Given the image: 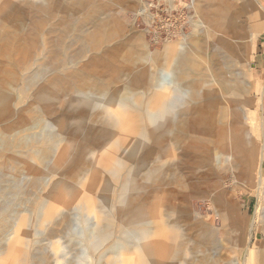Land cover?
I'll return each mask as SVG.
<instances>
[{
	"label": "bare ground",
	"instance_id": "bare-ground-1",
	"mask_svg": "<svg viewBox=\"0 0 264 264\" xmlns=\"http://www.w3.org/2000/svg\"><path fill=\"white\" fill-rule=\"evenodd\" d=\"M57 1L48 0L51 3L49 9L56 10ZM111 1L76 0V5L88 13L86 21L80 27L90 25L92 29L81 38L84 40L81 52H93L110 41L116 43L117 39L126 40L135 49L146 46L144 42H140L139 36L126 33V24L118 22L119 11L110 7ZM27 4L39 6L38 11L44 13V5L39 4L38 0H27ZM255 4L262 7L257 0H198L196 11L200 19L199 33L202 36L200 48L208 63L194 77L183 73L178 84L168 85L161 83L162 75L171 66L173 58V52H167L156 72L148 71L139 81L140 89L146 90L149 96L144 109L147 118L145 124L135 128L126 126L124 119L131 116L128 112L132 108L127 104L108 105L101 113L84 110L80 117L89 127H93L90 133L91 143L75 152H60L54 159L50 158V164L45 165V169L31 178L33 188L39 186L48 194L63 184L67 196L77 200L74 209L93 212L97 199L103 196V207L112 214L108 219L109 231L128 228V231H137L141 236L132 251L122 254L120 264H239L236 257L244 253L246 261L253 263L254 250L249 246L251 226L247 231L248 241L241 242L244 230L241 224L233 221L234 209L227 196L229 192L225 189L215 190L210 183L204 184L210 172L206 169L207 158L204 153L209 139L206 137V126L210 124L206 107L212 100H217L218 125L213 145L221 151L223 162L217 172L224 179L230 172V179L235 183L253 181L254 193L264 194V147L254 145L255 148H252L255 136L246 123L248 99L255 96L262 101L264 95V79H254L252 76L255 69L245 68L247 55L259 28L260 13L253 15L251 10ZM114 23L117 29L112 33L108 32L106 28ZM31 27L30 31L34 33L35 26L32 24ZM43 52L39 56L34 53L33 58H42ZM106 55L109 58L110 55ZM48 57L50 61L44 63L39 60L37 68L49 69L52 60L57 57V50L50 49ZM103 58L104 56L99 60ZM94 62V59H88L85 69L90 70ZM103 67L106 77L100 80L90 78L84 89L79 88L75 92L104 91L106 85L103 82L109 79L107 75H111L109 73L113 67L110 61ZM25 75V85L28 88L34 86L37 101L43 108L50 109L49 102L57 95L56 90L64 89L65 86L56 81L43 82L40 79L43 70H36L34 65L26 68ZM93 123L98 125L94 128ZM52 127L54 125L48 122L44 130L35 137V141L52 147L56 137L61 136ZM258 150L262 153L255 165L250 162V158H241L252 151L258 153ZM180 157L182 158L179 159ZM99 158L111 159L100 162ZM23 159L24 157L14 159L0 169V229L11 224L12 216L15 220L21 219L22 211L19 207L26 202L25 184H22L20 178L11 180L8 172L14 163ZM59 171L63 174L56 178ZM141 173L145 177L150 201L152 200L149 204L142 203L141 197L133 202L127 195L135 189L136 174ZM46 179L51 182L45 183ZM66 179L71 182H66ZM173 183H177L178 189L185 194L184 206L174 197L165 203L158 200L159 192ZM80 188H84L88 194L83 200L76 190ZM197 191L205 201L217 208L221 217L232 222L224 219L225 223L220 231L214 224L208 226L200 214L193 211L194 201L202 199L196 196ZM47 202L46 198L43 202L36 199L34 204L38 208H45L44 221L51 219L54 229L61 230L64 224L70 222V216L57 210V201L50 204ZM19 245L14 243L11 250L18 252ZM61 251L56 249L57 260ZM8 261L13 260L7 259V263ZM0 264H5V261H0Z\"/></svg>",
	"mask_w": 264,
	"mask_h": 264
},
{
	"label": "rangeland",
	"instance_id": "rangeland-1",
	"mask_svg": "<svg viewBox=\"0 0 264 264\" xmlns=\"http://www.w3.org/2000/svg\"><path fill=\"white\" fill-rule=\"evenodd\" d=\"M47 1L38 0L39 4L45 6H42L43 13L38 11L39 6L29 4V7L27 0H0V169L14 159L24 157L22 161L14 163L8 176L11 180L20 178L22 184H25L26 198L25 204L19 207L22 211L21 219L15 220L12 216L11 224L0 229V261H5V264H120L122 254L132 251L141 236L137 231H128V228L109 231L108 219L112 214L103 207V196L97 199L93 212L79 210L74 209L77 200L67 196L63 184L48 194L39 186L38 189L33 188L30 182L38 171L50 164V158L54 159L60 152H75L91 143L90 133L93 127H89L80 117L84 110L101 113L108 105L127 104L132 108L128 112L131 116L124 119L126 126L135 128L145 124L147 118L144 109L149 96L146 90L140 89L139 81L148 71L156 72L164 54L173 52L171 66L161 78V83L168 85L178 84L183 73L194 77L208 63L200 48L202 36L199 33L200 19L196 11L198 0H112L110 7L119 11L118 22L126 24V33L139 36L140 42H144L146 46L135 49L126 40L117 39L116 43L110 41L93 52H81L84 41L81 38L92 30L90 25L80 27L81 23L86 21L88 13L76 5V0H58L56 10L49 9L51 3ZM257 1L263 8L259 4L251 7L253 15L260 13V20L245 68H254L252 77L262 81L264 0ZM116 23L109 25L107 31L112 33L116 30ZM32 24L35 26L34 33L30 31ZM52 48L57 50V57L52 60L49 69L37 68V63L41 60L44 63L50 61L48 56ZM41 51H44L43 57L34 59V53L39 56ZM106 53L110 55L109 58ZM102 56L103 60H99ZM88 59L95 60L90 70L84 67ZM108 61L111 62L113 70L109 73L111 75H107L109 79L103 82L106 85L104 91L75 92L79 88L84 89L90 78L100 80L106 77L103 66ZM30 65H34L38 71L43 70L40 78L43 82L56 81L65 86L64 89L54 91L57 95L50 100L48 110L37 101L34 86L28 88L24 83L26 68ZM139 96L143 99L140 100ZM218 106L219 102L212 100L206 107L212 122L209 120L210 124L206 126V137L209 139L204 157L207 158L206 169L210 172L204 184L210 183L213 189H225L230 193L227 196L234 209L233 221L241 224L244 230L240 241H248L247 231L251 226L249 246L254 250L252 264H264V194L254 193L253 181L235 183L230 179V172L225 179L217 172L223 164L221 151L213 145L218 125ZM48 122L54 125V132L61 134L56 137V143L54 141L52 147L35 141V137L44 130ZM246 123L255 136L252 148H255L254 145L264 147V95L262 101L255 96L248 99ZM97 125L93 123L94 128ZM261 153L252 151L241 158H250V162L255 165ZM197 155L200 157V154ZM106 159L111 158H99L100 162ZM62 174V171H59L55 177L60 178ZM50 182L49 179L45 180V183ZM66 182L70 183L71 180L66 179ZM134 183L135 189L127 194L129 198L134 202L141 197L142 203L149 204L152 200L150 201L145 187L144 175L136 174ZM202 188L205 190L204 186ZM76 190L80 199L88 196L84 188ZM90 195L92 197V193ZM184 196L178 189V184L173 183L159 192L158 200L165 203L174 197L184 206ZM196 196L202 199L194 201L196 203L193 211L198 212L208 226L214 224L220 231L223 229L224 219L226 222H232L221 217L217 208L205 201L199 191ZM45 198L47 204L57 201V210L70 216V222L64 224L61 230L54 229L51 219L44 221L45 208H38L34 204L36 199L43 202ZM1 204L0 194V215ZM14 243L20 244L18 252L11 250ZM56 249L62 250L58 260ZM245 255L246 253L236 257L239 264H249ZM7 259L13 261L7 263Z\"/></svg>",
	"mask_w": 264,
	"mask_h": 264
}]
</instances>
